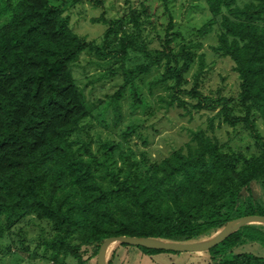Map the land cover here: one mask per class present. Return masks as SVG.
<instances>
[{
	"label": "trees",
	"instance_id": "obj_1",
	"mask_svg": "<svg viewBox=\"0 0 264 264\" xmlns=\"http://www.w3.org/2000/svg\"><path fill=\"white\" fill-rule=\"evenodd\" d=\"M206 1L215 16L227 11L222 14L216 49L233 62L245 111L235 115L223 100L218 114L229 125L243 123L262 153L250 158L228 153L213 138L197 133L196 146L177 149L144 174L111 177L105 186L97 177L98 159L86 160L71 140L90 115L71 69L86 50V41L70 27L62 8L49 0H0V20L6 18L0 26V217L8 223L28 214L48 219L62 234L49 242L55 257L65 251L81 259L82 248L93 246L92 257L97 260L101 244L111 236L196 239L235 218L264 215L260 204L247 210L243 201L244 196L253 197L254 183L264 184V134L256 125V118L264 124V0L243 6L238 0ZM93 22L109 25L105 46L119 32L115 22L103 15ZM174 40L168 30L162 47L149 49L122 31L118 57L125 59L132 50L147 62L124 70V84L112 96L117 119L119 100L136 75L164 64L159 81L173 80L175 88L184 83L196 46L182 45L174 53ZM191 95L198 98L200 92ZM263 227L244 225L207 252L218 259L246 240L264 241ZM74 238L78 242L72 245L69 240ZM139 247L150 253L166 251ZM223 264L255 262L238 253Z\"/></svg>",
	"mask_w": 264,
	"mask_h": 264
},
{
	"label": "rangeland",
	"instance_id": "obj_2",
	"mask_svg": "<svg viewBox=\"0 0 264 264\" xmlns=\"http://www.w3.org/2000/svg\"><path fill=\"white\" fill-rule=\"evenodd\" d=\"M49 1L62 8L70 27L87 43L71 69L90 107V115L81 121L71 140L86 160L98 159L97 177L105 186L111 177L124 179L144 174L177 149L196 146L197 133L213 138L228 153L240 152L248 158L262 153V146L243 123L229 125L218 114L223 100L229 102L235 115L245 114L240 103V79L233 62L216 49L226 10L215 16L206 0ZM250 1L238 0V5ZM101 15L114 21L119 30L107 40V46L105 33L109 25L93 22ZM171 21L173 26L169 25ZM5 22L6 18L0 20V26ZM123 30L149 49L161 48L169 30L175 36L174 53L182 45L193 44L196 57L184 76V83L177 88L173 80L159 81L165 72L164 64L153 67L147 74L136 75L119 100L121 114L117 119L112 96L124 84V70L147 62L141 53L132 50L127 58L118 57V41ZM204 30L207 32L203 33ZM196 90L200 92L198 98L191 95ZM179 100L186 105L179 106ZM198 102L203 108L193 107ZM256 125L264 134L262 119L256 118ZM252 189V198L244 196L245 208L254 209L260 204L264 210V184L256 182ZM221 230L196 239L165 241L205 242ZM61 237L50 220L39 219L35 214L14 223L0 217V260L3 264H79L81 260L97 264L92 257L93 246L82 248L81 259L65 251L55 257L49 242ZM69 242L74 245L78 241L74 238ZM176 253H150L139 246L115 243L105 261L106 264H223L231 254L246 253L255 264H264V241L246 240L218 259H212L207 251Z\"/></svg>",
	"mask_w": 264,
	"mask_h": 264
},
{
	"label": "water",
	"instance_id": "obj_3",
	"mask_svg": "<svg viewBox=\"0 0 264 264\" xmlns=\"http://www.w3.org/2000/svg\"><path fill=\"white\" fill-rule=\"evenodd\" d=\"M247 224H264V215H247L228 221L225 226L221 228L222 230L217 235L205 242H167L162 239L145 238L139 236H111L106 238L101 244L98 252L97 264H106L105 257L107 252L115 243H124L134 246H143L151 249L177 252L207 251L223 242L233 232Z\"/></svg>",
	"mask_w": 264,
	"mask_h": 264
}]
</instances>
